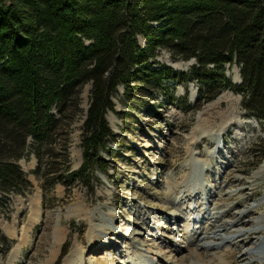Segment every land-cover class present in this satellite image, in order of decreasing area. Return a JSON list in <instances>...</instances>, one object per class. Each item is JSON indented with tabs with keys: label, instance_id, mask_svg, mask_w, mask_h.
Returning <instances> with one entry per match:
<instances>
[{
	"label": "rangeland",
	"instance_id": "obj_1",
	"mask_svg": "<svg viewBox=\"0 0 264 264\" xmlns=\"http://www.w3.org/2000/svg\"><path fill=\"white\" fill-rule=\"evenodd\" d=\"M138 43L144 44L139 37ZM155 60L183 72L194 63L167 50ZM237 72L235 63L225 65L234 85ZM168 86L177 105L158 93L138 98L134 108L124 86L116 87L113 109L104 114L117 135L106 146L113 157L100 151L105 170L49 187L32 173V155L18 160L31 185L0 197V241L9 240L0 264H264L260 121L230 89L197 103L196 82ZM91 89V81L81 85L77 109L63 121L68 172L82 163ZM184 100L194 108L183 107ZM230 116L238 122L226 125Z\"/></svg>",
	"mask_w": 264,
	"mask_h": 264
},
{
	"label": "trees",
	"instance_id": "obj_2",
	"mask_svg": "<svg viewBox=\"0 0 264 264\" xmlns=\"http://www.w3.org/2000/svg\"><path fill=\"white\" fill-rule=\"evenodd\" d=\"M160 50L194 63L187 72L157 66ZM232 63L239 66L237 85L224 75ZM88 81L82 163L68 172L61 129ZM190 81L197 83V103L224 88L240 94L264 132V0H0V197L30 188L17 163L28 155L36 162L32 173L49 187L105 170L100 151L117 135L104 114L119 85L134 108L138 98L158 93L177 105L168 82ZM8 242L2 236L1 252Z\"/></svg>",
	"mask_w": 264,
	"mask_h": 264
},
{
	"label": "bare ground",
	"instance_id": "obj_3",
	"mask_svg": "<svg viewBox=\"0 0 264 264\" xmlns=\"http://www.w3.org/2000/svg\"><path fill=\"white\" fill-rule=\"evenodd\" d=\"M233 80H235L237 83L239 82V72H237L236 74H235V76H234V79ZM234 98L236 99V100H238V98L236 97V96H234ZM229 105H235V103L234 102H232V100L231 101H229ZM234 109H235V106L233 107ZM227 122H226V125L227 124H235V122L237 121L238 122V119H236V118H234L233 116H230L227 120H226ZM227 126H225V127H223V128H226ZM223 128L221 129V130H223ZM199 133L200 134H203V133H205L204 132V130H202L201 128H199ZM261 168H264V165L263 164H260L259 165ZM192 168L193 169H195L196 167H195V165H192ZM238 220H240V218H238ZM237 224H238V222H237ZM57 241H59V239L57 240ZM50 263V260H47L46 262H45V264H49Z\"/></svg>",
	"mask_w": 264,
	"mask_h": 264
},
{
	"label": "water",
	"instance_id": "obj_4",
	"mask_svg": "<svg viewBox=\"0 0 264 264\" xmlns=\"http://www.w3.org/2000/svg\"><path fill=\"white\" fill-rule=\"evenodd\" d=\"M192 61V60H191ZM241 82V79H240V81H239V83Z\"/></svg>",
	"mask_w": 264,
	"mask_h": 264
}]
</instances>
